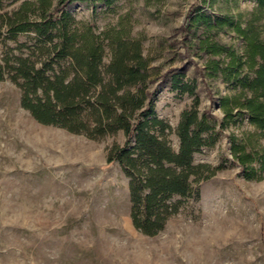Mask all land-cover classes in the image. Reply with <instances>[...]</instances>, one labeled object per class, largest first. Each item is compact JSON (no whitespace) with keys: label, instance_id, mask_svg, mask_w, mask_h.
Returning <instances> with one entry per match:
<instances>
[{"label":"rangeland","instance_id":"obj_1","mask_svg":"<svg viewBox=\"0 0 264 264\" xmlns=\"http://www.w3.org/2000/svg\"><path fill=\"white\" fill-rule=\"evenodd\" d=\"M50 2L53 11L57 0ZM39 4L0 0V58L7 52L10 58L27 57L41 45L34 30L12 35L2 24L20 9V16L38 23ZM63 10L72 19L68 32L75 35L74 45L93 38L103 63L119 43L128 57L139 49L153 112L166 126L171 149L179 147L177 128L185 112L213 125L201 132L206 143L192 154V164L205 165L202 174L208 178L196 182L191 176L190 194L167 200L175 211L161 230L141 232L131 215V177L118 162H107L110 149L123 145V132L91 137L42 124L21 106L20 88L5 76L0 80V264H264V174L254 162V177L247 178V169L230 152L232 142L264 149V134L247 115L219 128L220 97L243 100L250 90L226 82L221 68L209 76V61L222 67L228 59L196 49L197 39L205 38L203 25L181 29L189 16L228 14L264 40V9L253 0H73ZM211 40L238 53L244 48L228 27L214 31ZM32 59L39 67V59ZM244 75L249 81L254 77L246 69ZM175 79L193 93L175 88Z\"/></svg>","mask_w":264,"mask_h":264},{"label":"trees","instance_id":"obj_2","mask_svg":"<svg viewBox=\"0 0 264 264\" xmlns=\"http://www.w3.org/2000/svg\"><path fill=\"white\" fill-rule=\"evenodd\" d=\"M72 1L57 0L53 12L50 0H40V21L34 24L27 16H20L22 9L13 17H3L2 24L12 35L34 30L41 45L27 57L10 58L8 52L4 53L0 58V80L7 76L20 88L21 106L42 124L91 137L123 132V145L110 149L107 162H118L131 177L133 223L141 232L154 235L175 211L167 200L173 195L188 196L191 176L196 182L208 178L202 174L205 165L192 164V154L206 143L201 132L213 125L209 127L205 117L197 121L195 112H185L177 128L179 147L171 149L164 138L166 126L153 112V92L148 90L149 74L139 49L128 57L119 43L105 64L101 48L93 38L75 46V35L68 32L72 19L63 10ZM253 1L264 9V0ZM199 25H203L205 38L197 39L196 49L228 59L222 62V67L220 61H209L206 65L209 76L221 68L226 82L248 88L251 93L243 100L234 95L220 97L223 119L219 128L222 130L235 117L247 115L248 121L264 134V40L242 28L241 22L228 14L216 19L203 14L189 16L181 29L188 32ZM224 27L243 41L242 53L211 40L213 32ZM34 57L39 59V67L35 66ZM245 69L254 73L252 80L242 76ZM173 86L193 93V87L180 85L179 79H175ZM230 152L247 169V178L254 177V162L259 163L258 170L264 174V149L247 150L246 144L232 142Z\"/></svg>","mask_w":264,"mask_h":264}]
</instances>
